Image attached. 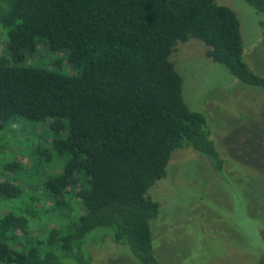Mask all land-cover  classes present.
Listing matches in <instances>:
<instances>
[{"label": "trees", "instance_id": "obj_1", "mask_svg": "<svg viewBox=\"0 0 264 264\" xmlns=\"http://www.w3.org/2000/svg\"><path fill=\"white\" fill-rule=\"evenodd\" d=\"M245 1L262 15L264 45V0ZM0 27V132L22 118L47 123L50 145L32 152V166L62 160L42 192L10 210L23 190L0 180V264H90L89 241L106 236L141 264H164L153 250L159 203L149 187L180 148L219 173L224 164L170 56L200 40L208 57L264 92L243 58L236 13L216 0H0ZM40 46L53 58L25 64Z\"/></svg>", "mask_w": 264, "mask_h": 264}, {"label": "rangeland", "instance_id": "obj_2", "mask_svg": "<svg viewBox=\"0 0 264 264\" xmlns=\"http://www.w3.org/2000/svg\"><path fill=\"white\" fill-rule=\"evenodd\" d=\"M216 2L236 13L243 58L264 77L262 15L245 0ZM6 41L0 27V56ZM207 49L192 38L178 43L170 60L182 79L184 102L206 118L224 161L222 172L190 147L171 154L167 175L147 191L159 203L151 222L154 254L164 264H264V92L240 82L208 57ZM41 51L40 46L28 52L25 64L45 66L53 57ZM62 70L70 71L66 65ZM50 134L47 123L23 118L0 132V180L17 182L23 190L21 198L6 202L9 210L26 194L42 192L43 181L58 174L62 160L32 166V152L48 147ZM14 161L16 170H7ZM88 248L90 264H141L108 236L92 238Z\"/></svg>", "mask_w": 264, "mask_h": 264}]
</instances>
